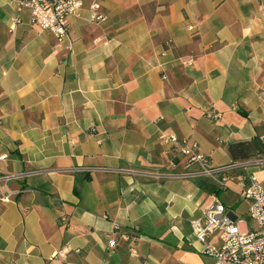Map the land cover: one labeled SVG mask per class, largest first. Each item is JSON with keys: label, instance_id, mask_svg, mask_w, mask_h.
Masks as SVG:
<instances>
[{"label": "crops", "instance_id": "1", "mask_svg": "<svg viewBox=\"0 0 264 264\" xmlns=\"http://www.w3.org/2000/svg\"><path fill=\"white\" fill-rule=\"evenodd\" d=\"M160 132L227 188L178 175ZM3 155L0 264L211 263L189 221L218 200L253 228L238 180L264 188V0H84L60 42L0 0Z\"/></svg>", "mask_w": 264, "mask_h": 264}, {"label": "built area", "instance_id": "2", "mask_svg": "<svg viewBox=\"0 0 264 264\" xmlns=\"http://www.w3.org/2000/svg\"><path fill=\"white\" fill-rule=\"evenodd\" d=\"M16 9H27L33 24L53 34L57 41H62L68 36L69 19L76 16L84 0H15ZM98 4L93 2L89 6L90 21L97 23L105 19L98 12ZM71 44L67 43L66 49ZM190 64V60H185ZM212 119L220 118L219 112H209ZM159 139L168 144L174 155L183 158L184 171L178 175L187 178L208 177L218 187L227 188L233 176L225 173L226 168L213 167L206 156L202 154L194 141L179 138L175 134L160 132ZM5 156H0L4 159ZM240 167L245 162H231L230 166ZM264 164V158L258 161ZM229 165L227 168L230 167ZM15 175L4 176L8 180ZM1 180V179H0ZM239 197L248 202L247 218L254 223L253 228H244L242 219L233 218V212L228 210L218 200L206 206L199 217L189 221V227L195 240L202 245V253L211 258L209 264H264V188L254 174L241 176ZM12 193L5 187H0V199L10 200ZM107 245L113 247L114 240H108ZM135 254V252H133ZM54 252L52 257L58 256ZM192 264V263H182Z\"/></svg>", "mask_w": 264, "mask_h": 264}]
</instances>
